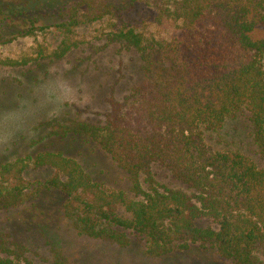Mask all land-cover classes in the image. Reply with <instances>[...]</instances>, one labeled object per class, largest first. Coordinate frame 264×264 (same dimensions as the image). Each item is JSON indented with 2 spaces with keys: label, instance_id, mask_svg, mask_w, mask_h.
I'll list each match as a JSON object with an SVG mask.
<instances>
[{
  "label": "trees",
  "instance_id": "trees-1",
  "mask_svg": "<svg viewBox=\"0 0 264 264\" xmlns=\"http://www.w3.org/2000/svg\"><path fill=\"white\" fill-rule=\"evenodd\" d=\"M135 3L82 0L67 8L68 19L55 24L63 39L41 55L63 57L78 46L71 35L82 22L119 19ZM154 5L158 26L165 29L123 24L110 38L140 53L143 81L123 100L111 96L101 119L49 123L51 135L97 142L128 174L136 197L104 187L78 160L45 151L0 163V211L44 192L61 199L64 216L81 235L127 247L134 233L153 257L198 243L233 264H263L258 252L264 249V166L240 151L212 149L206 132L218 131L246 109L264 164V0H154ZM13 27L0 34L1 43L13 39ZM35 28L42 29L27 32ZM156 165L192 193L162 187ZM41 172L50 174L30 179ZM15 246L1 248L0 264H37L26 247ZM53 264L71 263L54 251Z\"/></svg>",
  "mask_w": 264,
  "mask_h": 264
},
{
  "label": "rangeland",
  "instance_id": "rangeland-1",
  "mask_svg": "<svg viewBox=\"0 0 264 264\" xmlns=\"http://www.w3.org/2000/svg\"><path fill=\"white\" fill-rule=\"evenodd\" d=\"M81 1L0 0V34L7 33V29L14 26L13 39L4 44L0 42V92L8 89L14 79L23 84L55 69L71 82L78 94L90 98L85 104L73 103L58 118L39 120L30 132L17 139L11 149L0 148V163L29 153L59 151L78 160L104 187L123 190L136 197L131 191L128 174L97 142L83 136L51 135L49 123L52 120H56V124L101 119L109 110L111 96L123 100L143 81L140 53L124 41H110L117 28L131 23L139 29L160 32L166 27L158 26L154 0H136L134 7L119 19L82 22L71 35L78 46L63 57L41 55L50 53L61 42L63 32L57 30L55 24L68 19L67 8ZM34 26L42 29L35 28L28 33V28ZM262 33L263 30H259L255 36ZM251 130L249 112L243 109L235 117L226 119L218 131L206 132V141L214 150L240 151L263 167ZM154 172L162 187L192 193L160 166L156 165ZM49 174L36 173L30 179L44 178ZM144 188L147 189L145 183ZM208 224L209 221L203 225ZM130 237L131 244L122 247L109 240L79 234L64 216L61 199L44 192L16 208L0 211V251L4 247L24 246L26 256L37 264H53L54 251L60 252L71 264H233L215 250H206L198 243L184 251L153 257L147 254L142 236L133 233ZM258 255L264 264V249Z\"/></svg>",
  "mask_w": 264,
  "mask_h": 264
},
{
  "label": "clouds",
  "instance_id": "clouds-1",
  "mask_svg": "<svg viewBox=\"0 0 264 264\" xmlns=\"http://www.w3.org/2000/svg\"><path fill=\"white\" fill-rule=\"evenodd\" d=\"M89 99L55 69L23 84L10 81L9 88L0 92V148L11 149L39 120L58 118L73 103Z\"/></svg>",
  "mask_w": 264,
  "mask_h": 264
}]
</instances>
